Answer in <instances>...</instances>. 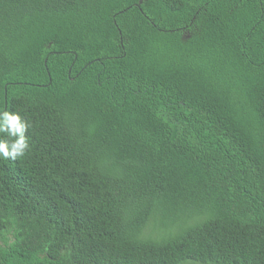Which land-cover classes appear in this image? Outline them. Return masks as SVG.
<instances>
[{
  "label": "trees",
  "instance_id": "obj_1",
  "mask_svg": "<svg viewBox=\"0 0 264 264\" xmlns=\"http://www.w3.org/2000/svg\"><path fill=\"white\" fill-rule=\"evenodd\" d=\"M4 109L0 264H264V0H0Z\"/></svg>",
  "mask_w": 264,
  "mask_h": 264
},
{
  "label": "clouds",
  "instance_id": "obj_2",
  "mask_svg": "<svg viewBox=\"0 0 264 264\" xmlns=\"http://www.w3.org/2000/svg\"><path fill=\"white\" fill-rule=\"evenodd\" d=\"M30 127L29 121L19 112L0 111V159L15 161L26 154L30 148L26 135Z\"/></svg>",
  "mask_w": 264,
  "mask_h": 264
}]
</instances>
